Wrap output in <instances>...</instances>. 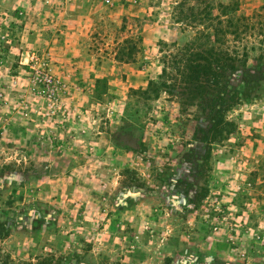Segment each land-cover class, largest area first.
Listing matches in <instances>:
<instances>
[{
	"label": "rangeland",
	"instance_id": "374dc122",
	"mask_svg": "<svg viewBox=\"0 0 264 264\" xmlns=\"http://www.w3.org/2000/svg\"><path fill=\"white\" fill-rule=\"evenodd\" d=\"M172 5L0 0V264H264V80L135 93L194 35Z\"/></svg>",
	"mask_w": 264,
	"mask_h": 264
},
{
	"label": "trees",
	"instance_id": "16d2710c",
	"mask_svg": "<svg viewBox=\"0 0 264 264\" xmlns=\"http://www.w3.org/2000/svg\"><path fill=\"white\" fill-rule=\"evenodd\" d=\"M235 9L236 5L216 3L214 0H173L172 18L183 29L194 30V35L182 46L175 44V52L165 53L159 76L162 80L158 87L140 89L135 93L150 96L153 92L157 94L158 88L171 91L184 84V90L187 89V84L198 83L199 86L205 82L208 83V89L219 91L217 98L221 101L224 96V86L221 83L225 78L224 72L226 68L234 69L235 61L244 65L240 71V87L246 90L260 85L264 80V7L239 19L230 15ZM138 39L139 36L131 35L117 45L116 57L121 60L133 58ZM231 40L237 41L244 48L240 59L235 56L236 49L230 50L227 45ZM255 49L259 53L254 57L255 65L250 66L247 64L249 50ZM219 111L220 109L215 112ZM228 124L230 122L221 115L214 116L211 125L213 139L223 137Z\"/></svg>",
	"mask_w": 264,
	"mask_h": 264
}]
</instances>
